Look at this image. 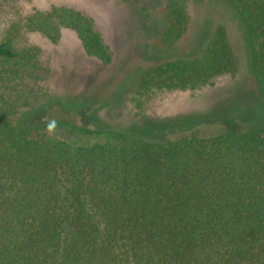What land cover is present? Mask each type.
Segmentation results:
<instances>
[{
	"label": "trees",
	"instance_id": "trees-1",
	"mask_svg": "<svg viewBox=\"0 0 264 264\" xmlns=\"http://www.w3.org/2000/svg\"><path fill=\"white\" fill-rule=\"evenodd\" d=\"M224 1L243 25L264 107V0ZM163 2L170 51L188 31V0ZM23 27L52 43L71 30L87 56L111 62L94 20L77 10L34 11ZM40 70L34 49L0 40V264H264V118L241 132L164 142L59 124L81 136L64 140L54 124L18 125L47 101ZM236 73L218 25L198 56L146 70L129 102L141 111Z\"/></svg>",
	"mask_w": 264,
	"mask_h": 264
},
{
	"label": "rangeland",
	"instance_id": "rangeland-1",
	"mask_svg": "<svg viewBox=\"0 0 264 264\" xmlns=\"http://www.w3.org/2000/svg\"><path fill=\"white\" fill-rule=\"evenodd\" d=\"M54 6L77 10L94 20L111 51L109 64L87 56L71 30L62 29L57 43H52L23 27L30 13ZM188 15L185 37L166 51L161 41L166 26L163 0H0V40L8 37L16 49L32 48L38 53L39 85L47 95L39 108L19 116L18 125L54 124L55 134L70 141L81 136L59 124L120 130L155 142L257 127L264 107L240 19L224 0H188ZM218 25L227 30L236 75L219 78L195 96L162 94L141 111L134 110L129 98L139 77L166 60L198 56Z\"/></svg>",
	"mask_w": 264,
	"mask_h": 264
}]
</instances>
